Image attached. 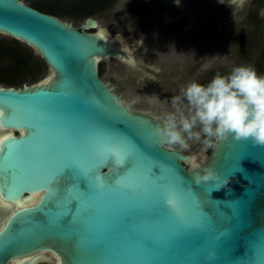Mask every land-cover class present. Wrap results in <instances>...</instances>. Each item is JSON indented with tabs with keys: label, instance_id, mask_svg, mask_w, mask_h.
Returning <instances> with one entry per match:
<instances>
[{
	"label": "water",
	"instance_id": "obj_1",
	"mask_svg": "<svg viewBox=\"0 0 264 264\" xmlns=\"http://www.w3.org/2000/svg\"><path fill=\"white\" fill-rule=\"evenodd\" d=\"M25 1L0 0V36L32 50L48 76L0 85V110L14 113L0 117L13 137L0 176L6 184L12 169L21 194L11 199L26 209L0 213V264L39 253L53 264H264V146L229 137L199 162L169 148L155 132L164 114L135 109L99 76L104 59L146 72L127 48L85 32L93 19L77 28ZM68 165L104 186L88 190ZM206 166L228 183L196 184ZM41 189L50 194L28 208Z\"/></svg>",
	"mask_w": 264,
	"mask_h": 264
},
{
	"label": "rangeland",
	"instance_id": "obj_2",
	"mask_svg": "<svg viewBox=\"0 0 264 264\" xmlns=\"http://www.w3.org/2000/svg\"><path fill=\"white\" fill-rule=\"evenodd\" d=\"M204 1L198 5L197 14H192L190 13L192 2L186 0L180 16L175 18L177 19L175 21L171 20L170 24H164L167 18L163 8H156L154 4L148 7L147 14L155 21V28L160 33L168 34V37L173 35L172 41L168 37L164 40H156V43L150 41L139 29V25L138 27L137 24L134 25L133 20L132 24H127L129 22L127 13H124L126 18L122 22L113 20L112 14H103L104 16L99 18L102 26L113 31L117 36L120 35L118 38L124 43L130 41L134 42V47L138 46L134 50L136 62L146 72H135L133 67L105 59L99 63L102 69L100 78L111 82L115 92L121 94L123 98L133 101L135 109L155 114L163 113L165 116L175 112L171 98L180 96L181 90L190 82L195 81L206 86L217 73L226 76L233 68L239 66H251L258 74L257 65L259 63L264 65V19H260L262 22L258 32L253 34L252 26L245 21V9H237V11L229 7L224 8L221 3L209 7ZM29 2L30 0L25 1L26 4ZM155 11L156 13H151ZM198 17L202 19H197ZM171 18L170 16L169 19ZM61 19L75 27H79L84 22L83 18L73 19L68 16ZM201 21L205 23L204 32L207 33L203 39L205 42L200 41L202 39L192 40L193 31L192 33L187 31L192 22H199L197 24L199 30L204 28L201 26ZM228 23L232 26L227 28ZM0 40L9 43L13 41L3 36H0ZM20 45L27 53H33L32 67L37 68L32 76L27 77L24 84H35L47 78L48 71L42 60L28 47L21 43ZM9 61L5 57H0V69ZM261 72L264 75V71ZM32 77H35V80H31ZM0 85L6 86L2 83ZM186 104L187 102L182 100L179 107L185 115H188ZM194 130L198 131L199 128ZM202 140L203 136L201 141L189 140V148L182 149L184 153L194 155L196 162L200 161L203 152L208 154L211 150V148L205 150Z\"/></svg>",
	"mask_w": 264,
	"mask_h": 264
},
{
	"label": "clouds",
	"instance_id": "obj_3",
	"mask_svg": "<svg viewBox=\"0 0 264 264\" xmlns=\"http://www.w3.org/2000/svg\"><path fill=\"white\" fill-rule=\"evenodd\" d=\"M182 100L187 102L188 115L179 107ZM171 102L175 112L166 114L155 129L169 148L178 145L186 150L189 140L201 141L202 136L205 150L229 137L264 146V76L251 66L235 67L226 76L217 73L206 86L190 82ZM194 179L198 185L214 183L216 191L228 183L211 166L204 167L203 175Z\"/></svg>",
	"mask_w": 264,
	"mask_h": 264
},
{
	"label": "flooded vegetation",
	"instance_id": "obj_4",
	"mask_svg": "<svg viewBox=\"0 0 264 264\" xmlns=\"http://www.w3.org/2000/svg\"><path fill=\"white\" fill-rule=\"evenodd\" d=\"M203 1L190 0V2H192V5L190 6V13L197 14V7L198 5H201ZM238 1L239 0H205L204 2L209 7L221 3L224 8L229 7L234 10L245 9V21L247 24H250L252 26V33L256 34L258 32L257 30L259 29L260 22H262L260 19H264V15L261 14V10H264V0H241V3H238ZM80 4L86 12L92 13L91 16L83 18L84 22L88 18L96 21V27H88L85 29V32L102 33L103 35H107L109 39L117 43V45L127 48L129 55L133 58L134 61H136L134 50H136L135 48H138V46L136 45V47H134L135 45H133L130 41L124 43L122 39L120 40L118 38L120 35L117 36L113 31H110L106 27L102 26L99 18L101 16H104L103 14L107 13L112 14L111 17L113 18V20L115 19V21L122 22V20L126 18L124 13H127L129 14V22L127 24H132L131 21L133 20L134 25L137 24V27L139 25V29L142 31V33L146 37H148L150 41H154V43H156V40H164L165 37H168V34L160 33L155 28V21H153L152 17L147 14L149 12L148 7H152L155 5L156 8H163V10L166 12L165 18H167L164 24H170L171 20L175 21L177 20L175 18H178L180 16L182 8L186 4V0H80ZM27 5L30 6V4ZM151 13H156V11ZM170 16L172 17L171 19H169ZM197 19H202V17H198ZM197 24H199V22H192V24L187 28V31L189 33H192L193 31L192 40L195 41V39H202L200 41L205 42V40H203L207 36H205V34L207 33L204 32L206 31V29L205 26H203L205 23L201 21V26L204 27L201 28V30H199V26H197ZM228 24L229 25H227V28L229 26H232L231 23ZM201 31H203L202 34ZM172 36L173 35H169L168 37L170 41H172L171 39L174 38ZM189 39H191V37ZM157 46L158 45H156V47ZM4 209L7 210L8 208L0 209V213H4ZM36 257L39 258L33 261V259ZM30 259H32V261H30ZM55 259L56 258L51 253H39L24 258L11 259L7 264H20V262H23V264H53V260Z\"/></svg>",
	"mask_w": 264,
	"mask_h": 264
},
{
	"label": "trees",
	"instance_id": "obj_5",
	"mask_svg": "<svg viewBox=\"0 0 264 264\" xmlns=\"http://www.w3.org/2000/svg\"><path fill=\"white\" fill-rule=\"evenodd\" d=\"M63 1L65 0H30L29 4L40 12L59 18L68 16L79 19L92 15L91 12H86L82 8L80 0H69L66 3ZM33 56V53H27L17 41L13 40L9 43L0 40V57L10 60L5 67L0 69V83L6 86H22L27 81V77L32 76V73L37 71V68L32 67ZM263 67V64L257 65L258 75L264 76L261 74V71H264ZM101 75L102 69L99 66V76ZM31 80H35V77H32Z\"/></svg>",
	"mask_w": 264,
	"mask_h": 264
},
{
	"label": "snow or ice",
	"instance_id": "obj_6",
	"mask_svg": "<svg viewBox=\"0 0 264 264\" xmlns=\"http://www.w3.org/2000/svg\"><path fill=\"white\" fill-rule=\"evenodd\" d=\"M13 116H14V113L11 110H9L8 112L0 110V117L13 118ZM21 136H24L23 132H21ZM12 140H13L12 134L5 133L3 128L0 127V154H3L5 159H8L10 156L13 155V146L9 144V142ZM129 165H131V163H129ZM74 171H79L80 175L84 178L83 181H85V183L87 184L88 190H90L91 186H96V187L104 186L103 179L105 178H101L97 173L95 176V182H92L88 179L90 169H82L79 167H73L71 165H68L64 169V174L70 176ZM20 194L21 193L17 189L15 181L12 178V169L9 168L8 169V181L6 184L3 182V176H0V209L15 208L18 211H25L26 209L25 207L21 205V203L13 202L11 199V197L13 196L18 197ZM49 194L50 193L44 192V189H41L40 192H38L37 196L35 197V203L29 204L27 205V207L28 208L37 207L41 203L42 200L47 198V195ZM167 203H170V201H168ZM79 204H80V201H79ZM15 214H16L15 212L12 213V215H15ZM4 230H5V227L0 226V234H2ZM20 264H23V262H20Z\"/></svg>",
	"mask_w": 264,
	"mask_h": 264
},
{
	"label": "bare ground",
	"instance_id": "obj_7",
	"mask_svg": "<svg viewBox=\"0 0 264 264\" xmlns=\"http://www.w3.org/2000/svg\"><path fill=\"white\" fill-rule=\"evenodd\" d=\"M241 2H242L241 0L238 1V3H241ZM201 11H202V10H201ZM200 14H201V13H200ZM198 15H199V14H198Z\"/></svg>",
	"mask_w": 264,
	"mask_h": 264
}]
</instances>
